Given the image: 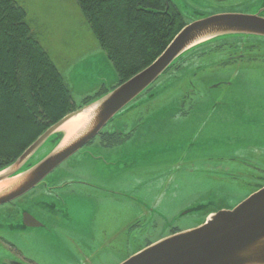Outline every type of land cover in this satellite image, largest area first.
<instances>
[{
    "label": "rangeland",
    "instance_id": "obj_1",
    "mask_svg": "<svg viewBox=\"0 0 264 264\" xmlns=\"http://www.w3.org/2000/svg\"><path fill=\"white\" fill-rule=\"evenodd\" d=\"M16 1L24 8L26 21L33 35L38 38L41 45H44V50L52 62H55L62 78L71 88L72 99L76 104H81L84 96H91L99 88L101 90L102 85L110 87V82L115 80L116 76L119 80L115 68L89 28L76 0ZM173 2L187 19L202 18L203 8L209 5L201 0H173ZM216 41L255 44L258 45L260 51L253 50L249 54L264 52L263 36L229 34L213 40V42ZM213 42L211 41V43ZM230 49L232 48H226V50ZM227 54L228 51L222 57ZM214 57H219V55L213 53L203 60H219ZM209 74L216 78H209L204 82L196 81L194 90H192V83L189 79L174 78L169 80L161 78L164 75L161 74L137 96L136 100H132L129 104V106L136 104L135 107L141 109L139 113L141 115L136 119L144 115L146 117L141 120L142 124L136 134L121 145L118 157L124 159L119 161L118 176L127 173L128 184L130 186L133 184L135 189L133 196L129 193L128 197H134L135 215L142 214L144 209L148 215L141 219L139 224L132 225L130 229L132 235L126 237L131 244L140 242L138 239H134L135 232L133 231L141 229L142 226V229L148 232L144 239L146 242L152 241L160 235H167L173 228L180 231L189 230L204 223L203 219L206 218L204 215L208 211L232 209L253 192L251 185L254 184L247 182L244 170L249 168L248 161L246 163L231 162L232 165L239 166L241 171L216 174L217 176L212 182L207 183V186L206 183L197 182L195 177H186L183 184L179 181L182 177H167L172 173H177L176 167L171 165L182 162L181 157L189 156L187 149L195 147L201 152L206 150L208 153H212L211 155H222L221 157L243 152V156L247 160L253 158L251 163L255 164L261 158L260 162L262 161L264 165V92L258 93V90L264 87V64L241 70L232 67L218 72H209ZM217 80H227L233 84L238 82L222 98L224 102L221 107L224 109L223 113L229 117V123L217 135L214 133L215 122L209 121L201 131L203 136H195L196 131L200 128L190 129L189 124H193L201 116L195 114L187 119H182L180 117L182 114L177 115V113L186 110L190 104L189 101H186L181 105L180 100L183 95L192 94L193 91L195 92L193 95L196 97L201 96L199 93L211 91L207 87ZM192 82L194 85V81ZM223 89L224 87H221L220 90ZM220 90H212L209 98L213 101L218 99ZM202 96V98L205 97ZM140 98L144 99L140 101ZM214 106L215 104L203 103L198 108ZM127 107L128 105L122 111ZM118 114L114 116L113 120L117 119ZM176 116L178 120L175 119ZM138 124L133 127L135 128ZM169 129L172 131L171 135L168 133ZM225 129H229V132H226ZM184 130H190L188 135L182 136L181 132ZM53 144L49 142L41 148L34 156L33 161L44 156ZM154 165L162 166L165 172L162 175L159 174L163 171L156 172ZM143 169L147 171L146 182L150 187L138 184L136 173H142ZM258 172L264 173L262 170ZM164 177H167L166 182H171L170 186L166 185V182L158 183ZM219 179H224L227 182ZM166 190L167 195L161 196L160 194L165 193ZM172 190L174 198L171 201L168 199V195H172ZM201 196L206 197L202 199ZM161 197L163 200L160 203ZM194 198L197 200L195 205L191 204L195 200ZM123 199L117 203L109 199V203H102L99 207H126L124 203L127 204V202H123ZM194 207L204 208L191 210ZM30 209L55 232L38 230L24 233L20 229L6 225L5 220L2 219L0 224V264H5L4 261H12V259H15L14 262H16L15 251L11 250L10 246L6 244L7 242L21 250L25 256L30 258L35 256L36 262L40 261V264H120L132 256L128 254L132 253L134 249L126 254L125 247H122L118 240L114 244L119 245L120 249L107 250L104 247L102 250L99 249L88 227H85L82 232L89 241L85 242L84 248L74 250L68 241L56 238L60 237L59 228L49 224L45 212L37 211L36 207ZM138 219L133 222H137ZM65 224L66 222H63L59 226L65 228ZM86 225L89 223L86 222ZM96 225L98 226V224ZM116 231L120 234L119 229ZM103 253L104 255H102Z\"/></svg>",
    "mask_w": 264,
    "mask_h": 264
},
{
    "label": "flooded vegetation",
    "instance_id": "obj_2",
    "mask_svg": "<svg viewBox=\"0 0 264 264\" xmlns=\"http://www.w3.org/2000/svg\"><path fill=\"white\" fill-rule=\"evenodd\" d=\"M205 3H209L207 7L203 8L202 16H208L217 13H231L238 12L242 14H257L264 18V0H201ZM170 8H174L186 23L192 21L187 19L183 15L173 0H169ZM204 13V15H203ZM261 37V36H260ZM258 40V39H256ZM227 47L232 49L226 50ZM245 50V51H244ZM260 51L258 45H249L238 42H222L216 41L201 46L200 48L188 53L175 65H173L161 78L190 80L192 83V90L195 89L196 81L204 82L209 78H216L211 76L209 72H218L220 70L231 69L237 67L241 69L259 67L264 64V52H258L257 54H249L251 51ZM228 51L227 56L222 55ZM244 51V52H243ZM236 52L235 54H233ZM213 53L219 55L214 59L219 60H203L206 57L211 56ZM246 53L247 55H244ZM194 66H196L194 68ZM194 81V85L193 82ZM236 85L238 82L235 83ZM232 86L230 81L217 80L210 84L208 90H223L218 91L219 98L213 101L209 98L211 91L205 93H199L201 96H194L195 92L187 93L183 95L180 100L181 105L186 101H189V107L177 113L181 115L182 119H187L195 114L201 116L193 124H189L190 129L199 127L195 136H203L201 134L202 129L209 121H214L216 125L215 134H220L226 124L229 123V117L224 114V109L221 104L224 102L222 98L224 94L228 92ZM102 88L106 87L102 86ZM101 88V89H102ZM100 89V88H99ZM264 92V87L258 90V93ZM146 95V94H145ZM144 95V96H145ZM204 95L205 97L202 98ZM201 99H198V98ZM144 99V98H142ZM178 101V98H177ZM205 104H215L212 108H198ZM141 109L134 107L122 114H119L116 120L111 119L99 132L89 140L82 148L70 155L57 167H55L42 181H40L36 187L25 193L24 195L0 205V224L1 220H5V224L11 228L20 229L21 232H35L38 230L52 231L54 229L45 224L35 213L31 211V207H36L37 211L45 212L46 219L49 224L57 226L59 228L58 234L61 237H56L62 241H68L74 250L84 248L85 242L89 239L82 232L85 227H88L91 231V236L96 240L98 248L102 250L104 247L107 250L120 249L119 245L114 243L121 242L122 247H125L126 254L131 249H134L132 253L128 255L136 254L150 244L163 239L167 236L173 235L180 230L172 229L167 235H160L154 238L152 241L146 242L145 236L148 232H145L142 227L135 232L134 239H138V243L131 244L128 238L132 234L130 229L132 225L139 224V221L146 215V209L142 214L136 216L134 213L135 202L133 198H129L130 193L133 196L134 187L128 183L129 177L127 173H122L120 177L119 173V161L124 158L118 157L121 145L125 140L133 137L139 126L142 124V119L146 115L136 119ZM144 113V111H143ZM236 118V114L234 113ZM177 116L175 117V119ZM178 120V119H176ZM133 121V122H132ZM141 121V122H140ZM139 123V124H138ZM138 124L135 128L134 125ZM190 130H184L181 132L182 136L188 135ZM229 132V129H225ZM189 156L181 157L182 162L178 164H172L177 169V173H172L167 177H182L179 181L185 183L186 177H195L199 183L212 182L216 174H227L229 171L236 172L241 171V168L232 165L231 162L238 163H250L248 169H244L246 173L247 182L252 187V193L256 192L264 186V173L258 172L264 171L263 162L251 163L253 158L247 160L242 153L218 155L214 156L208 153L206 150L201 152L197 147L187 149ZM256 158H259L256 156ZM258 165V166H255ZM235 168L233 169V167ZM156 172L163 171L159 174H163L165 171L162 166L154 165ZM147 171L143 169L142 173L137 172L136 177L138 184H142L145 187H150L146 182ZM231 175V174H229ZM167 177L158 183H165ZM225 181L224 179H219ZM227 182V181H225ZM171 182H166V185L170 186ZM173 194V190L171 192ZM205 193V192H204ZM161 196L167 195L161 193ZM206 196H201L205 198ZM115 203L124 198L122 201H126V207H99L102 203H109V199ZM163 198H160V203ZM191 204H197V200H194ZM141 207V205H140ZM235 207V206H234ZM204 207H194L191 210H199ZM231 209V208H230ZM214 211H208L204 217H208L213 214ZM139 218V219H138ZM204 218L203 221L206 219ZM137 222H133L135 221ZM66 222L65 228H62L61 223ZM86 222L89 225H86ZM98 224V226L96 225ZM80 225L81 227H79ZM117 229L120 230V234L117 233ZM122 239V240H121ZM10 246L11 250L15 251L17 256L12 261H4L5 264H40L36 262L35 256L27 257L21 250L15 248L10 243H6ZM86 253V252H85ZM82 254V253H81ZM109 254V253H107ZM104 255V253L102 254ZM128 257V256H127ZM19 261V262H18ZM43 264V263H42Z\"/></svg>",
    "mask_w": 264,
    "mask_h": 264
},
{
    "label": "water",
    "instance_id": "obj_3",
    "mask_svg": "<svg viewBox=\"0 0 264 264\" xmlns=\"http://www.w3.org/2000/svg\"><path fill=\"white\" fill-rule=\"evenodd\" d=\"M229 34L264 37V18L257 14L220 13L186 24L149 65L51 124L16 159L0 169V205L36 187L184 54ZM86 112L88 118L82 129L66 139L65 127ZM54 138L51 149L32 162ZM18 176L16 181L12 180ZM120 264H264V186L234 208L217 211L201 225L161 239Z\"/></svg>",
    "mask_w": 264,
    "mask_h": 264
},
{
    "label": "trees",
    "instance_id": "obj_4",
    "mask_svg": "<svg viewBox=\"0 0 264 264\" xmlns=\"http://www.w3.org/2000/svg\"><path fill=\"white\" fill-rule=\"evenodd\" d=\"M76 2L119 82L149 65L187 24L169 0ZM75 108L70 88L33 35L24 8L16 0H0V169Z\"/></svg>",
    "mask_w": 264,
    "mask_h": 264
},
{
    "label": "bare ground",
    "instance_id": "obj_5",
    "mask_svg": "<svg viewBox=\"0 0 264 264\" xmlns=\"http://www.w3.org/2000/svg\"><path fill=\"white\" fill-rule=\"evenodd\" d=\"M196 66H194L195 68ZM88 118V113H81L79 116L73 118L71 122L65 127V132H66V139L72 138L78 131L82 129L84 126L85 122L87 121ZM18 177L13 178V181H16ZM169 235V234H168ZM104 260V259H103Z\"/></svg>",
    "mask_w": 264,
    "mask_h": 264
},
{
    "label": "crops",
    "instance_id": "obj_6",
    "mask_svg": "<svg viewBox=\"0 0 264 264\" xmlns=\"http://www.w3.org/2000/svg\"><path fill=\"white\" fill-rule=\"evenodd\" d=\"M38 39V38H37ZM40 42V41H39ZM42 47H44V45H42ZM48 53H49V51H48ZM54 61V60H53ZM54 64H55V62H54ZM56 66V65H55ZM118 82V78H117V76H116V78H115V80H113V81H111L110 82V86H113V85H115L116 83ZM233 84V83H232ZM68 85V84H67ZM233 85H236V84H233ZM68 87H69V85H68ZM70 88V87H69ZM70 91H71V88H70ZM71 95H72V93H71ZM85 97V96H84ZM83 97V98H84ZM82 98V99H83ZM74 100V99H73ZM143 100V99H142ZM130 109H132V108H130ZM130 109H128V110H130ZM168 133L171 135V133H172V131H171V129H169L168 130ZM34 158V157H33ZM34 159H32V161H33ZM168 193V192H167ZM174 197H173V194L172 195H168V199L169 200H171L172 201V199H173ZM195 200H196V198H194Z\"/></svg>",
    "mask_w": 264,
    "mask_h": 264
}]
</instances>
